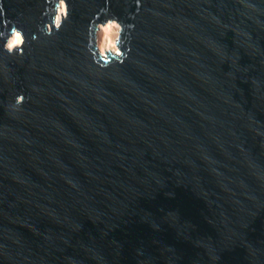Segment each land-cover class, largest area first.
<instances>
[{"label": "water", "instance_id": "1", "mask_svg": "<svg viewBox=\"0 0 264 264\" xmlns=\"http://www.w3.org/2000/svg\"><path fill=\"white\" fill-rule=\"evenodd\" d=\"M0 4V264H264V0H67L51 37L58 0Z\"/></svg>", "mask_w": 264, "mask_h": 264}, {"label": "clouds", "instance_id": "2", "mask_svg": "<svg viewBox=\"0 0 264 264\" xmlns=\"http://www.w3.org/2000/svg\"><path fill=\"white\" fill-rule=\"evenodd\" d=\"M140 5L137 3V8ZM3 4H0V14H2ZM105 16L108 15V10H102ZM70 9L67 0H58V7L52 17L51 23L46 24L40 29V32L46 36L51 37L55 33L62 30L63 25L69 20ZM99 17L94 18L88 28V45L87 51L92 58L93 64L101 70L113 67L115 65H122L127 59V40L124 37L125 26L119 22L116 17H110L102 22H97ZM8 24L4 23V28L7 30ZM132 28V25H128ZM0 39H3V48L9 56H23L24 49L28 44V39L24 32L18 27H11L10 33L7 31L0 33ZM33 40L37 37L33 35ZM93 48L95 50H93ZM127 49V51L125 50ZM25 103V96L18 95L11 110L13 112L20 111L22 105Z\"/></svg>", "mask_w": 264, "mask_h": 264}]
</instances>
